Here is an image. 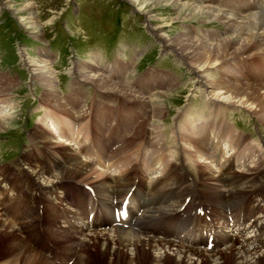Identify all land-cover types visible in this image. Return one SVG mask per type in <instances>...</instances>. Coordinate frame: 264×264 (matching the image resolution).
I'll return each instance as SVG.
<instances>
[{
	"label": "bare ground",
	"instance_id": "6f19581e",
	"mask_svg": "<svg viewBox=\"0 0 264 264\" xmlns=\"http://www.w3.org/2000/svg\"><path fill=\"white\" fill-rule=\"evenodd\" d=\"M10 1L15 0H7V3L10 4L8 9L12 11L13 15L22 17L19 18V23L35 40H41L42 24L36 20V13L32 10L31 5L26 6L29 12H27L28 16H24L25 8L17 10L16 5H12ZM126 1L136 8L140 7L139 10L150 16L152 22H164V25L155 28L159 33L163 28L170 27L171 23L175 21L191 20L200 14L207 16L210 21L218 18L219 13L202 7L193 8L181 4L177 0ZM247 1L250 2V0H228V5L233 9L240 5L249 9ZM252 2L255 3L254 0ZM260 2L261 0L256 4L259 5L257 8L262 10L264 9L263 2ZM244 3L246 4L244 5ZM162 6L172 8L178 15L171 19H156L154 14ZM229 16L232 17V14ZM229 16H222V20L225 19L230 25L231 18ZM230 27V31L240 35V40L234 42L231 37L220 43V46L195 42L186 36L167 37L165 34H160L163 47L172 50L181 57L191 71L197 73L196 77L201 87L214 93V98H210L206 102L210 109L207 115L200 114L179 124L178 121L186 114L183 110L177 113L179 119L176 123L178 124L171 130L172 141L176 143L174 146L163 147L167 145V141H170V145L172 142L163 133L166 105L161 104L162 98L150 100L145 95L134 94L122 83L109 82L98 75L95 70L92 73V67H89V70L73 71L74 76L78 77L80 81L83 80L87 85L91 84L101 93L118 96L117 100H112V97L105 98V96L93 104L95 106L94 113L99 121L96 124L97 129L103 122L111 123V116L115 117V122L118 120L116 127H112L115 139L112 137L114 140L111 142L120 144L116 156L119 158L123 154L122 158L117 160L115 154L108 151L106 145L99 139L95 143L97 145L95 161L101 166L100 168L93 169L92 163H78L76 154L72 151L76 150L74 146L77 145L80 134L76 118L80 113L76 109L79 97L74 94H70L69 97L58 96L56 93L58 78L55 72L53 70L45 71V69L40 71L39 68H45V66H37L38 70H34L36 72L32 75L42 82L44 94L40 102L43 103L46 112L32 132V138L35 141L31 146L35 145L36 151L33 153L34 147H32L28 158L22 160L26 167L25 170L18 171L8 165L0 166V184H4L6 187L5 190L0 189V195L3 199H7L6 202L0 201V234L4 237L9 236L12 240L11 246L9 244L8 247L11 252H6L8 259L0 264L49 263L47 258L39 256L24 244L23 239L18 235L19 228L14 223L17 222V219L25 217L26 212L24 211L28 209L25 201L29 199L25 194H28L29 189H33V185L30 186V184L37 182L52 191L58 187L57 184L62 183V180L68 179L67 177L73 178L72 174L75 175L73 179L80 180H77L78 183L86 182L95 189V191L93 190L94 193L96 192L94 204L101 207L102 217L99 219L98 216L92 215V220L89 221V216L85 217L86 211L80 210L79 213L71 216L72 222L69 223V228L63 229L62 233L64 234H61L60 239L63 240L65 236L72 240V244L69 246L70 251L74 252L79 246L78 253L80 254L76 258L75 264H91L88 256L91 254L88 253L91 252V249L100 251L105 264H118L120 259L125 261L124 264H142L141 261L146 253L149 254L150 264H162L165 260H173L175 264H264V223L254 225L247 218L246 213L245 216H241L239 211V207L243 206L245 202L243 198H251L247 205L248 209L253 213L259 212L260 215H264V192H262L264 189V156H262L261 148L259 149L251 143L244 144L245 137L241 133L230 132L231 126L225 113L228 106L229 108L242 107L252 112L259 122L264 124V85L253 87L236 85L232 82V74L235 71V68H232L233 64L228 65V71L223 68L233 59L237 60L245 54L248 56L264 54V44L259 42L260 38H264V15L253 14L247 22L243 21L238 27L231 24ZM51 55V52L45 53V60L49 59ZM211 69H217V71L221 69L222 77L216 82L206 75V72ZM74 84L77 85V83ZM15 85L16 83L10 76L0 74V105H6L4 107L9 108L8 112L0 110V132L7 129L14 119L12 113H15V105L4 103L5 99L10 97L11 93L9 94V92L14 90ZM72 93L79 94L77 90ZM104 101H116V107H114L121 108V114L119 115L117 111L108 114V110L101 107L105 103ZM218 104L221 106L223 104L224 107L218 106ZM67 106L69 108H66ZM50 108L52 110H48ZM56 111L61 113L65 111V118L59 119L55 114ZM69 112H72L71 115ZM141 120H145V123L143 124ZM49 126H52L58 134L56 142H52L46 136L47 132L52 134L48 129ZM104 126L102 124V127ZM135 130L138 131V135L133 133ZM122 132L123 134L129 132L126 141L122 139ZM75 136L76 139L73 138ZM130 136L131 138L136 136L140 142L129 146L130 140H127ZM37 144H42L44 148L47 147L48 155L46 154V156L54 164L53 166L49 164L48 158L43 152L41 153L42 146L39 147ZM223 145H227L228 150L231 151L230 156H227ZM58 146L65 147L61 150L64 152V156L57 157L54 153ZM171 148H173V152H171ZM254 152L259 155L255 157ZM33 154L37 156L30 160ZM224 154H227V157ZM80 158L85 161L82 156ZM221 158H224L222 162ZM104 159L114 160L115 163H112L114 169L109 171L106 165L109 166L111 161L108 160L103 165L101 160ZM179 159L181 163L178 164ZM213 163H216L215 166L211 165ZM103 166L104 170H98ZM53 168H58L59 173L52 174L47 171ZM192 169L197 170L199 179L192 175ZM254 170L256 173L251 177ZM112 171H114L113 174ZM180 171L181 174H179ZM93 175L95 176L93 177ZM189 175L193 176L192 181H189ZM148 177L147 185L150 188H145L144 182ZM250 182L257 187L255 191H250L245 187ZM134 184L137 185L135 188L142 190L144 196L147 197L148 204L141 207L138 205V200H134V196H132L130 219L126 222L128 226H124V222L114 225L115 221L111 219L110 213V208L114 207L113 198L117 197L118 203H121L129 188ZM7 192L11 193V197H7ZM12 192H14L13 195ZM15 198H19L20 203ZM186 198L190 199L187 204L190 211L196 204L209 206L208 209L210 213H213L215 222L222 221L223 226L225 219L231 217L236 220L237 225L242 227L239 230H233L225 226L230 230L222 235L221 244L217 249L208 251L194 247L195 233L204 227L200 225L201 221L198 218H196L198 224L191 228L192 222L179 218V210ZM83 206L86 209V204ZM5 207L7 210L4 209ZM91 210L93 211V208ZM139 212L140 215H138ZM9 216L11 218H8ZM240 220H242L241 224ZM163 223H168L173 228L167 236L159 231L154 232ZM149 228L152 229L153 235L144 230ZM69 229H73L80 237L72 238L68 234L70 233ZM84 230L87 232H83ZM249 232H254V237H247ZM248 241L250 243L246 245L245 243ZM253 243H256L257 246H252ZM52 264L54 263L52 262Z\"/></svg>",
	"mask_w": 264,
	"mask_h": 264
},
{
	"label": "rangeland",
	"instance_id": "374dc122",
	"mask_svg": "<svg viewBox=\"0 0 264 264\" xmlns=\"http://www.w3.org/2000/svg\"><path fill=\"white\" fill-rule=\"evenodd\" d=\"M177 1L181 4H185L193 8L202 7V8H205L206 10L209 9L216 13L219 12L218 18L209 21L207 16L200 14L191 20L175 21L171 23L170 27L163 28L161 32L159 33L157 32L155 28H158L159 26L161 27L165 23L162 21L152 22L150 19V16L144 14L142 11L139 10L140 7L136 8L135 6H133L126 0H15V1H10L12 5H16L17 10L25 8L26 12L23 14L24 16L25 15L28 16L27 12H29V10L26 9V6L31 5L32 10H34V13H36V20L40 24H42L41 40L36 39L35 41V38H33L31 34H29L25 30V28H23L22 24L19 23V18L21 19L22 17L18 15H13L12 11L8 9L10 4L7 3V0H0V6L3 5L5 7L4 9L2 8L3 11L0 10V74H6L7 76H10L16 83L14 90L12 92H9V94L11 93L10 97L5 99V103H4V104L15 105L14 106L15 113H12V115L14 116L13 117L14 119L12 120L9 127L3 130V132H0V166H3V165L11 166L12 165L11 167L16 168L18 171L25 170L26 167L22 160L28 158L29 151L32 149V147L35 146V145L31 146L35 141L32 138V132L37 126V122L40 120L44 112H46V109L42 107L43 103L40 102L44 94L42 82L39 81L36 77H33L32 75L38 70L37 66H45V68H39L40 71H42L43 69H45V71L53 70L56 74V77L58 78V79L56 78L57 82L58 80H62L64 82L63 83L64 87L66 88H68V86L70 85V82L72 81V78L68 75V70H69V74H71L72 72L71 76L75 77L73 74L75 71L77 72V70L79 71L80 69L81 71H84L87 69L89 70L91 67H92V73L95 70L98 75H100L101 77H103L105 80L109 82L122 83V85L126 86V88L128 89L130 88L129 90L133 91L134 94L136 93L138 94V91L135 92V88L133 90L131 87L133 86L135 87L136 85L138 86V84H140L141 86H144L146 84H149L151 81H154L155 84H158L157 82L158 80H160L161 81L160 84L162 88L154 87L151 90L145 91L144 94H146V96L150 100H155L158 97L163 99L161 101V104L164 103L166 105L165 107V110H166L165 122L166 123L164 126V132H163L164 134H168L166 133L167 127H171L173 124L175 125L174 117L176 116L177 113H180L183 110L185 111V114H186L187 108L185 107L188 105L190 106V108H188V114L190 117L195 118L194 116L196 113H199L198 115L200 114L207 115L209 112L207 113V110H205V109H208L206 102L207 100H210V98H214V93H212L211 90L201 87L200 82H198L199 80L196 77L197 73L192 72L191 69L188 67V65L185 64V61L182 60L181 57H179L172 50L166 49V47H163V42H162L163 40L161 39L160 34H165L167 37L181 35V36L189 37L191 40L195 42H201L204 44L207 43L210 45L218 44V46H220L221 45L220 43H222L223 41L231 37L233 38L234 42L240 40L239 38L240 35H236L232 31L229 30L231 29L230 27L231 24H234L235 26L238 27L239 25H241V23H243V21L247 22L250 16H252L253 14L264 15V13H262L261 10L257 8L259 7V5L256 3L259 2V0H254L255 3L252 2V0H250V2L247 1L246 3H248L250 6L249 9H246L243 5L236 6L233 9L232 7H229L228 0H218V3H217L218 6L219 7L225 6L224 8H227V10L212 9V7H215V6L213 5L214 4L213 2L210 3V0H204V3L203 2L196 3L193 0H190V1L185 0L187 3L184 0H177ZM239 1H242V0H239ZM236 3H238V1H236ZM246 3H244V5ZM260 3H262V7H264V0H261ZM78 4L81 5L83 9L81 8L82 12L79 18L75 19L73 16L71 17L72 15L71 13L76 15L78 11L77 9ZM197 4H199L200 6ZM252 7L254 11L249 12L251 11ZM231 14H232V17L229 16ZM177 15L178 14L175 11H173L172 8L165 7V6L160 7L154 14L156 19H160V18L171 19V18L176 17ZM222 16L223 17L229 16L231 18L230 19L231 24L229 25L225 19L222 20ZM80 20L83 21L85 27L82 26L79 28ZM77 21H78V24H77ZM88 22H89V25H91V26L88 25V28L92 27L94 24L96 25L95 31L97 33L103 34L107 32L109 34L110 32V33H113V35H115L116 32H118L119 30L120 32L121 30H125L124 31L125 33L123 35L131 34L132 37L138 38V39L143 38V40L145 41L146 40L145 35L144 34L141 35L142 30H144V32L148 35L150 42L146 46H144V43L141 42V47H142L141 55H143L147 51V48L149 49L152 48L151 57L155 56L156 58L153 59L154 61L152 63L154 64H150V65L154 66L159 74L156 73L157 71H152L151 74L158 76V80L156 78L149 80V81H146V80L138 81L135 79V77H138L139 75L147 71V69L150 67L149 64L144 65L142 68L139 67L140 72H138V70L135 71L134 69L131 70L130 72H126L125 73L126 78L125 79L122 78L120 80L113 79L111 77L112 74L106 76L109 73L107 71L106 73L102 72L103 74L99 73L100 69L98 70V67L100 66H99L98 56L93 55L91 59L89 60V56L85 54L87 51V44L81 41L80 39L78 40V42L76 41V44H74V46L75 48H78L81 51L82 55L80 54L81 56H77V58L70 59V57L73 56L72 55L73 51L71 50L72 51L71 52L70 48L65 46L67 51L64 50V54L60 58L61 61L58 60V56L54 58V54L52 53H51L52 55L50 56V58L45 60V53L50 52L46 49L44 51L43 50L39 51L41 52L40 55L43 57L41 58L38 54V47H44V48H48V47L46 45L43 46L42 44H41L42 46H39L38 44L32 45V41L34 42L39 41L43 43L45 41L44 44H47V42L50 44H53L54 47L56 48L55 49L56 51H57V48L64 46V44L66 43L69 46H71L74 43L71 37L68 38V36L71 35V31L73 32V35L71 36H77V38H81V37L85 38L86 32L82 33V31H78L79 35H77L74 29L79 28L80 30L82 29L87 30L86 27H87ZM232 29L235 30L234 28ZM120 35L121 34H119V36ZM92 36H94V34L89 35V38L91 39L90 42L96 40L95 38H94L95 40L92 39ZM66 37L68 38V41ZM259 42L264 43V38H260ZM120 43L119 45H117V47L119 48L118 52L120 50H124L122 49ZM110 45L113 48V46L115 45V41L113 43H110ZM23 46H29L27 47V50H28L27 53H29V56H27L28 54H26L24 51L22 52L20 51V49H24ZM82 47L84 49H82ZM53 60H54V63H53ZM234 60L236 59H233L231 62L227 63L223 67L226 71H228V65L231 63L233 64L232 68H235L234 70L236 71V72L234 71L232 74V82L234 84L242 85V86L243 85L250 86V87L260 85V84L264 85V83H261L258 80L259 78L258 71L261 70L262 72H264V54L259 53V54L252 55V56H248V54H245L243 56H240L236 61ZM151 61L152 59L150 58L148 62L150 63ZM124 62L125 61H122V60L119 62L116 61L113 66L108 65L106 67V70H109L110 73H112V70L114 69L116 71H119L120 69L126 70L125 69L126 67L124 66ZM52 63L57 70L52 66ZM146 63L147 62H145L144 60V64ZM71 65L76 68L74 72H73V68L67 69ZM146 66H148V68L145 69ZM34 70L36 71L34 72ZM220 70L221 69H219L218 71L217 69H211L206 72V75L209 78H212L214 82H216V80L218 81V79L222 77ZM229 71H232V70H229ZM223 77H226V76H223ZM71 84H74V83L71 82ZM173 84L177 86L174 87L173 90L167 91L166 88L168 87L170 88V86H172ZM77 86L84 88L83 100L90 99L89 105H87L85 108L82 107L81 112L78 113V116H76L78 122H80V120L84 122L85 117H86L85 123L81 125L83 134L81 135L80 140L81 141L87 140L88 142L91 143L92 139H95V137L97 136V133H96V129L93 127L92 116L87 115L88 111L92 109V111L95 112V106H93V104L96 103L101 98L106 96L105 98L112 97L111 98L112 100H117L118 96L114 97V95L101 93V91H98L99 89L93 87L91 84L87 85L86 83L83 82V80L82 81L79 80V82L77 83ZM82 88H75L72 91L77 90V92L81 94ZM70 91L67 94H62L58 90L56 91V93L60 97L61 96L69 97L70 94H74L75 96L79 98L81 97V95L79 94L77 95L76 93H72V91L71 92ZM216 93H218V91H216ZM206 98L208 99L205 100ZM80 100L81 99H79L78 101ZM204 103H205V109H204ZM87 104H88V101H87ZM112 104H115V103H110L109 105H112ZM4 106L6 105H0V110L2 112H8L9 108H5ZM105 106L106 104H102L101 105L102 109L106 108L105 110H108V107H105ZM218 106H221V105L218 104ZM88 107H89V110H88ZM115 107H114V111L119 112V115H120L121 108L116 109ZM221 107H224V105L222 104ZM66 108H69V107L67 106ZM181 108H185V109L181 110ZM48 110H52V109L50 108ZM200 110H204L205 112L200 111ZM64 113L66 115V112L63 111V113H58V115L56 116H58L59 119H62V116H65ZM71 113L72 112H69V115H71ZM146 113L148 114V111H146ZM204 113H207V114H204ZM225 113L227 114L226 111ZM80 114L82 115L79 116ZM87 116H88V119H87ZM189 116H185L184 118L187 119ZM111 117H112L111 123L113 125L111 123L109 124V125H112L110 126L111 131H109V134H110L109 142L115 145L116 144L115 142H111L115 139V136H114L115 133L112 131L113 130L112 127H116L118 120L115 122L114 121L115 117L113 116ZM176 118L178 121L179 119L178 115L175 117V119ZM192 118H188V119H192ZM227 120H229V122L231 121V123L239 131L243 132L244 133L243 136L247 138L248 141L254 140L253 143L255 145L259 141L261 143H264V124L259 122L258 118L248 109H245L242 107L228 108V119ZM141 121L143 124L145 123V120H141ZM235 127L231 126L229 128L230 132L238 131L237 129H235ZM52 128H53L52 126H49L48 129L51 130L50 132H52V134H49V132H47L46 136L49 139H51L52 142H56L58 134L56 131H54V128L53 129ZM106 128L108 127L106 126ZM133 133H136L138 135L137 130H135ZM236 133H239V132H236ZM121 134H123V132ZM128 135H129V132L123 134L122 139L123 140L125 139L124 141H126ZM169 138L172 143L170 145V141H167L168 146H165V147L174 146L176 144L175 142L172 141L173 138L171 137ZM37 140L40 141L39 139ZM138 140L136 136H133L132 138L130 136V138H128L127 141L130 142L129 146H133L135 145V143L137 144L140 142ZM131 141H135V142H131ZM58 144H61V143H58ZM244 144H250V142L248 143L244 142ZM37 146L41 147L42 144H37ZM64 148L65 147L58 146L56 150L58 149L63 150ZM70 148H72V146H70ZM119 149H120V146H118V148H116L113 152L110 151L111 153L115 154V158L117 160H120L123 155L121 154L119 158L116 156ZM59 150L58 152L60 153ZM35 151H36V148L34 147L33 153ZM40 151L41 153L45 152V150H40ZM72 151L76 154V157H77L76 159L78 163H81V164L91 163L87 159H85V161L82 160L80 158L81 155L79 154L78 150H72ZM172 151L174 150H172L171 148V152ZM228 152L230 153L231 151L228 150ZM228 152L226 153L228 154ZM227 154H225L224 156H226ZM254 154L257 155V153H254ZM34 156H37V155L33 154L30 160H33L34 158L32 159V157ZM223 159L224 158H221L220 161L222 162ZM108 160L111 161L110 165L108 166V169L110 171V169H114L112 166L115 163V161L111 159H104V160H101V162H103V165H104L105 162H107ZM177 163L178 164L181 163L180 159L178 160ZM117 164L120 165L121 163H117ZM93 169H95V167H93ZM98 170H104V166L102 167V169H98ZM255 170L252 172L251 177H253L254 174L256 173ZM55 172H53V174L59 173L57 171ZM192 172L195 173V174L193 173L194 177L196 179H199L200 176L198 173H196V169L195 171H192ZM113 173L114 171H112V174ZM179 174H181V171L179 172ZM74 176L75 175L73 174L71 175V177L73 178ZM94 176L95 175H93V177ZM191 176L189 177L190 179H192L193 177ZM67 178H70V177H67ZM34 184L37 185L38 183L36 182ZM34 184H30V185L35 186ZM66 184L67 183L58 184V188H56L57 194L63 195V188L65 187L64 185ZM1 187L5 189L4 184H2ZM245 187L248 188L250 191H255L257 189V187H255V185H253L251 182L247 183ZM36 189H37V186H36ZM30 191L31 189L28 190V193H30ZM33 192L36 193V191L33 190L29 198L34 194ZM16 193L17 191L15 192V194ZM66 194H67L66 202L67 201L69 202L68 197H70V195L68 194L67 190H66ZM46 197H49L48 193H46ZM61 199L62 197L60 198V200H58V203H62L63 200ZM250 199L251 198H243L245 202L243 206L239 207L240 214L243 213V216H245V213H246L247 218L250 219V221H252L254 225L259 224V223L261 224V222L264 223L263 214L260 215L259 212L253 213L250 211V209H248L247 205ZM37 200H39L38 197H37ZM4 202H6V200ZM66 202H63V204ZM33 206L36 207V203ZM4 209L7 210L6 207ZM33 211L35 212L34 207H33ZM24 212H26V214H24L25 217L23 216L20 219L22 218L29 219L28 220L29 226L28 228H24L23 224H21L22 223L21 221H18L19 223L15 222L14 225L16 227L18 226L17 228H19L18 235L21 237V239H23V242L27 247H29L27 245L29 243L27 240L29 241L33 240L34 242L32 245L34 248H36L35 249L36 251L34 250L33 251L37 253L39 256L46 258L40 255L39 251L41 252L45 250L44 245L49 242L51 244L58 245V243L56 242H58L59 240L55 241L52 237V234L49 231H48L49 233H44V232H38V231H33L29 229V228H32V225L34 222L32 218V212L29 209H26ZM30 213H31V216H28V214ZM55 221H56V218H55ZM62 231L64 230L62 229ZM62 231H59V232H62ZM58 236L60 237V235ZM66 239L70 240L69 237H67ZM11 241L12 240L11 238H9V236L4 237L2 234H0V263L6 262V259H8L6 252H11L8 249L9 244L10 246L12 244ZM249 243L250 241L246 242L245 244L248 245ZM65 247H66L64 250L65 255H66V252L67 254L71 253L70 255H73L75 253V251L74 252L70 251V248L68 246H65ZM77 251H79V248H77ZM260 251H263V249H260ZM56 252L58 253V251ZM88 253H91L90 255H88L92 262L91 264H105L104 260H102L101 258L102 256L99 250L91 249V252H88ZM79 254L80 253H78L76 258H78ZM143 258L144 259L141 261L143 262L142 264H150L149 259H148L149 254L146 253ZM48 261H49L48 264H52V262H50L49 259ZM124 262L125 261L123 259H120L118 261V264H124ZM59 263H62V262L58 260L57 264ZM36 264H41V263L37 262ZM162 264H175V262H173V260L172 261L165 260Z\"/></svg>",
	"mask_w": 264,
	"mask_h": 264
}]
</instances>
